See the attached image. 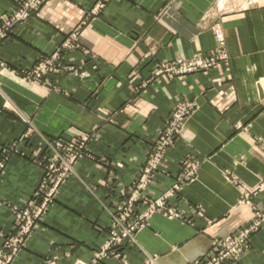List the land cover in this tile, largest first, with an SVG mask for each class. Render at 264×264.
I'll use <instances>...</instances> for the list:
<instances>
[{"label":"crops","instance_id":"obj_1","mask_svg":"<svg viewBox=\"0 0 264 264\" xmlns=\"http://www.w3.org/2000/svg\"><path fill=\"white\" fill-rule=\"evenodd\" d=\"M47 0L0 42V251L15 208L41 187L50 141L90 134L54 202L12 264L91 262L107 240L110 210L134 190L173 111L195 105L143 191L181 218L153 212L99 264H189L264 213V0ZM17 0H0V17ZM226 36L229 61L150 79L157 63L209 55ZM55 70L27 78L45 57ZM196 178L173 188L185 159ZM146 206L136 205L142 213ZM264 264V221L236 263Z\"/></svg>","mask_w":264,"mask_h":264},{"label":"built area","instance_id":"obj_2","mask_svg":"<svg viewBox=\"0 0 264 264\" xmlns=\"http://www.w3.org/2000/svg\"><path fill=\"white\" fill-rule=\"evenodd\" d=\"M47 0H17V7L9 14L0 17V42H2L18 23L26 20L33 12L39 10ZM108 0H99L93 14L98 13ZM218 46L209 55L195 56L192 58H178L168 62L157 63L150 79L143 83V87L155 78L166 76H186L200 71H208L219 62L229 61L227 53L226 36L221 28H215ZM58 55L43 58L35 68L27 73V78L40 80L47 73L55 70ZM195 111V105L190 102L180 104L165 122L160 136L151 149L143 172L136 180L134 190L128 198L123 199L115 208L110 210L112 226L107 240L95 253L91 262L79 261L77 264H99L103 259L118 255V250L127 240H134L138 230L143 227L147 218L155 211H160L170 218H181V213L168 205L167 199L173 192H168L161 198L153 199L143 194V191L151 183L155 171L163 162L165 152L174 145L175 140L185 128L187 119ZM90 134H84L73 141H50L49 152L40 161L45 174L41 187L35 192L32 199L23 207L15 208V225L13 234L4 238L3 248L0 251V264H12L17 254L25 245V242L37 224L42 220L49 206L54 202L60 187L74 172L75 163L88 153ZM14 147L6 149L0 159V173L6 166ZM200 168V163L187 158L184 160L181 173L173 188H180L193 181ZM142 203L146 210L141 214L136 211V205ZM264 221V213L259 218L224 238L213 240L211 250L190 262L189 264H224L227 261L237 262L241 254L251 247V237L259 229Z\"/></svg>","mask_w":264,"mask_h":264},{"label":"rangeland","instance_id":"obj_3","mask_svg":"<svg viewBox=\"0 0 264 264\" xmlns=\"http://www.w3.org/2000/svg\"><path fill=\"white\" fill-rule=\"evenodd\" d=\"M46 2H47V1H46ZM46 2H45V3H46ZM45 3H44V4H45ZM44 4H43V5H44ZM16 7H17V6H16ZM16 7H15V8H16ZM15 8H14V9H15ZM40 9H41V8H40ZM40 9H39V10H40ZM37 11H38V10H37ZM35 12H36V11H35ZM33 13H34V12H33ZM33 13H32V14H33ZM142 213H143V212H142ZM142 213H141V214H142ZM111 218H112V217H111ZM252 236H253V235H252ZM251 239H252V237H251ZM250 248H251V247H250ZM250 248H249L247 251H245L244 253L248 252V251L250 250ZM244 253H243V254H244ZM243 254H241V256H242ZM240 258H241V257H240ZM233 263H236V262H233Z\"/></svg>","mask_w":264,"mask_h":264}]
</instances>
